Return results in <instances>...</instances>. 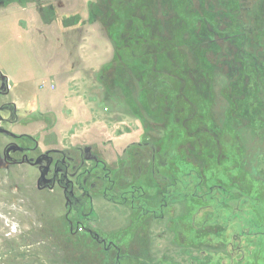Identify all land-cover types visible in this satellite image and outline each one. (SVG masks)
Masks as SVG:
<instances>
[{"label": "rangeland", "instance_id": "374dc122", "mask_svg": "<svg viewBox=\"0 0 264 264\" xmlns=\"http://www.w3.org/2000/svg\"><path fill=\"white\" fill-rule=\"evenodd\" d=\"M138 1L118 4L133 14L115 15L109 26L108 20L103 24L105 0H0V74L10 91L4 100L24 116L13 129L38 139L40 151L72 144L84 154L104 160L117 178V182L112 176L109 183H96L86 204L93 215L85 219L77 214L67 216L59 191L36 188L38 168L17 165L10 179L0 174V264H143L126 263L122 250L133 249L138 253L135 256L151 257L150 246L156 260L157 256L173 259L172 234L165 222L162 239L151 243L132 229L131 209L130 213L116 209L118 204L104 193L108 188V195L120 197L121 188L134 179H141L142 184L155 171L159 174L151 153L156 140L176 138L180 131V152L188 153L190 130L205 122L213 128L225 123L232 127L237 136L235 147L244 151V164L250 163L244 170L253 180L245 183L264 208V128L251 127L252 116L261 109L256 76L251 74L245 92L237 83L232 85L244 55L231 45L233 40H224L228 48L232 46L233 56L222 59L227 65L214 77L202 61L204 49L199 51L194 43L211 17L198 18L200 10L193 1L169 0L168 13L162 11L165 0H144L142 5ZM173 1H181L182 8ZM263 5L264 0H245L241 13L250 48L264 58ZM129 17L134 22L131 26L122 23ZM219 20L226 22L220 14ZM115 26L124 34H135L137 27L148 34L139 35L145 40L136 46L133 41L125 45L123 40L117 45L110 35ZM221 48L225 50L226 44ZM210 64L216 72L214 62ZM200 134L205 143L215 140L214 147L220 145L215 133L207 136L201 128ZM2 140L0 135V146ZM225 142L222 145L228 147ZM232 145L233 139L230 153ZM225 214L230 223H237ZM118 215L127 220L129 228H124ZM261 215L264 218V209ZM77 225L83 232L72 233ZM251 241L248 246L256 248H251L253 263L264 264V237L252 236Z\"/></svg>", "mask_w": 264, "mask_h": 264}, {"label": "trees", "instance_id": "16d2710c", "mask_svg": "<svg viewBox=\"0 0 264 264\" xmlns=\"http://www.w3.org/2000/svg\"><path fill=\"white\" fill-rule=\"evenodd\" d=\"M209 21L216 23L217 18L211 17ZM106 23L107 19L103 24ZM205 24L203 23V29L199 31L202 34L198 35L194 43L200 46L199 51L204 49L202 61L206 69L217 78L220 68L227 65L222 59L233 56L230 52L233 44L231 43L232 46L228 48V41L218 43L216 38L231 36L233 33L218 35L205 27ZM208 24L212 26V23ZM113 29L114 31H109L114 44L118 45L119 41L123 40L125 45L133 41V45L136 46L137 34L128 32L123 36L120 27L115 26ZM225 44L226 49L223 50L221 47ZM206 47H209L208 51L211 52L206 51ZM199 60L201 63V58L197 62ZM211 62H214L216 72ZM227 77L230 78L229 74ZM206 79L208 81V77ZM202 80L204 82V78ZM220 92L222 93V89ZM242 96L245 97L244 93ZM257 103L258 109L260 106L261 109L257 115L252 116L251 127L260 130L264 128V97L258 96ZM192 116L194 115H191L189 120L193 118ZM229 121L231 122L230 119ZM206 123L203 127L197 126L196 129L190 130L189 139H192V142L188 153L180 152L178 146L180 131H177L174 139L165 137L157 139L155 145L152 143L154 147L150 146L151 153L155 154L159 174L156 175L155 171L154 177L147 176L142 184H139L141 179H134L133 183L121 188L120 197L117 195L112 197L108 195V191L104 193L105 197L118 205L131 209L133 220L131 226L137 235H146L151 242L149 230L153 221L161 224L165 222L167 231L172 234L175 249L172 252L173 259L169 258L166 261L168 256H157L159 259L156 260L150 246L151 257L135 256L134 254L138 253L133 249L122 250L126 253L124 255L126 263L137 261L143 264H254L251 248H256L248 246L254 241L248 242V239L252 236L264 237V218L261 215L264 208L260 207L259 200L245 183L246 180H253L244 170L250 167V163L244 164L243 159L247 158L244 157V151L239 149L240 147H235L234 139L237 136L231 130L232 127L225 123L227 127L224 125L222 128H213L208 127ZM201 128L207 136H210V132L218 136L220 145L217 148L214 147L215 140L207 143L203 141ZM231 139L232 153L229 146ZM223 141H226L225 145L228 147L222 145ZM113 180L117 182L116 175ZM178 210L182 212L180 215H177ZM225 213L236 218L237 223L233 225L229 219H225L227 217ZM231 230L233 233L230 234ZM253 231H256L255 235L252 234Z\"/></svg>", "mask_w": 264, "mask_h": 264}, {"label": "flooded vegetation", "instance_id": "af4514ba", "mask_svg": "<svg viewBox=\"0 0 264 264\" xmlns=\"http://www.w3.org/2000/svg\"><path fill=\"white\" fill-rule=\"evenodd\" d=\"M105 1L107 2V5H104L106 8V19L109 26L113 22L111 17L124 15V11H129L128 9L118 8V4L120 6L123 0ZM165 1L163 2L165 8L162 11L168 13L166 9L170 8V3L169 0ZM186 1H189V3L193 1V5L200 10L201 17L198 15V18H218L220 14L226 19V22L221 20L216 23L206 21L207 24L208 22L213 23L212 26H208L209 24L207 25L205 22L204 24L211 32H215L218 35L232 32L231 36H221L217 37V39L219 38L223 42V38L228 41L233 40V47H237L238 53L241 52L244 55L239 59V68L236 69L237 74L233 79L232 85L237 83L236 85H239L240 88L243 87L242 91L245 92L252 80L251 74H254L256 76L254 84L258 91L257 95L264 97V80H262L264 76V58L251 49L248 43L249 35L245 31V22L242 20L241 13L245 0ZM143 2L144 0H140L137 3L142 5ZM126 3L125 6H127ZM172 4L180 9L182 8L181 1H173ZM256 4L260 6V1ZM131 13L133 14V12ZM108 15H110L109 18ZM122 23L127 26L134 24L131 17L123 20ZM137 30L135 34H137L136 40H138V44V42H144L145 40V38L140 39L139 35L148 33L143 28L137 27ZM120 32L121 35H125L123 29ZM262 32H264V29ZM245 53L247 54L246 56ZM241 79H243V82H240ZM245 84L247 85L246 88L244 87ZM8 90L7 79L0 74V135L3 137V142L0 146V170H2L0 174H5L10 179L13 172L12 169L17 165H29L38 168L40 177L36 188L39 191H59V194L65 199L67 216L77 214L85 219H91L93 210L91 208L87 211L86 204L92 198V189L97 182L109 183L113 179L112 176L116 175V172L113 173L104 160L84 154L72 144V146L70 145L66 148L49 147L40 151L41 144L38 139L28 133H18L13 129V127L21 123L24 116L18 113L17 107L12 102L4 100L10 93ZM43 175L44 178L41 179ZM92 179L96 182L90 183ZM107 191L108 188L106 189ZM76 228H78V225ZM76 228H72V233L77 232Z\"/></svg>", "mask_w": 264, "mask_h": 264}, {"label": "crops", "instance_id": "0c3cea01", "mask_svg": "<svg viewBox=\"0 0 264 264\" xmlns=\"http://www.w3.org/2000/svg\"><path fill=\"white\" fill-rule=\"evenodd\" d=\"M94 1H96V0H94ZM85 3H89L88 1H86ZM102 10H103V7L101 8ZM106 21V14L104 15V18H103V23ZM114 205V204H113ZM115 206V205H114ZM122 208V210H128L129 211V213H130V210H129V208H127V207H125V206H121V205H116L115 206V208L117 209V208ZM124 208H126V209H124ZM118 217H120L119 219H121L122 220V224H123V222H124V224H125V227L124 228H129V224L127 223V220H125L123 217H121V216H119L118 215ZM130 218H131V213H130V215H129V221H130ZM161 223L160 222H156V221H153L152 223H151V228H150V230H149V232H150V237H151V243L153 242V240H155V241H159V240H161L162 239V236H161V234L163 233H161L160 234V232H161ZM161 236V237H160Z\"/></svg>", "mask_w": 264, "mask_h": 264}, {"label": "built area", "instance_id": "2783aa9c", "mask_svg": "<svg viewBox=\"0 0 264 264\" xmlns=\"http://www.w3.org/2000/svg\"><path fill=\"white\" fill-rule=\"evenodd\" d=\"M83 228L82 227H80V226H78V228H77V232H83Z\"/></svg>", "mask_w": 264, "mask_h": 264}, {"label": "water", "instance_id": "95a60500", "mask_svg": "<svg viewBox=\"0 0 264 264\" xmlns=\"http://www.w3.org/2000/svg\"><path fill=\"white\" fill-rule=\"evenodd\" d=\"M44 178V175L41 177V179Z\"/></svg>", "mask_w": 264, "mask_h": 264}]
</instances>
